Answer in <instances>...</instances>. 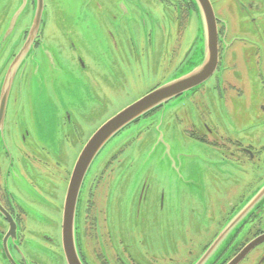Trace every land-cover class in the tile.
<instances>
[{"label": "flooded vegetation", "instance_id": "af4514ba", "mask_svg": "<svg viewBox=\"0 0 264 264\" xmlns=\"http://www.w3.org/2000/svg\"><path fill=\"white\" fill-rule=\"evenodd\" d=\"M242 1L236 3L233 28L215 11L219 61L212 77L182 105L169 109L183 96L174 98L119 132L110 140L120 136L114 154L97 159L99 153L79 187L72 190L81 153L77 159L68 153L83 138L71 139L66 132H82L79 120L88 127L104 99L96 92L102 87L98 80L104 81L102 71L92 62L90 66L81 52L74 57L78 53L75 22L83 24L90 18L80 11L76 20L59 7L53 20L44 10L32 30L33 15L20 33L21 40L17 30V42L0 58V88L15 65L3 129L0 119V264H68L67 209L69 244L82 264H198L242 210L245 216L239 225L204 264H264V0ZM35 2H30L32 13ZM70 2L84 8L86 0ZM96 4L102 9L104 27L109 20L113 25L123 22L130 7L138 17L139 34L147 36L151 47L155 37L158 49L151 63H174L176 74L190 61L198 40L183 56L177 57L174 50L178 37L182 40L178 33L183 25L196 35L198 10L193 0H164L169 29L141 0H128V6L111 0L112 12L104 11V2L96 0ZM31 14L25 18L29 20ZM157 15L164 17L162 11ZM51 24L56 26L54 32ZM104 35L111 46L120 48L111 32ZM62 58L65 63L72 58L66 72ZM65 74L67 85H61L58 79ZM164 108L162 134L155 123ZM186 115L191 116L183 124ZM141 119L146 120L143 129ZM146 126L151 134L163 136L166 156L147 159V154L138 159L140 150L127 153L135 143L142 145ZM156 169L166 173L163 180ZM154 178L157 194L150 185ZM185 192L192 198L190 203Z\"/></svg>", "mask_w": 264, "mask_h": 264}, {"label": "rangeland", "instance_id": "374dc122", "mask_svg": "<svg viewBox=\"0 0 264 264\" xmlns=\"http://www.w3.org/2000/svg\"><path fill=\"white\" fill-rule=\"evenodd\" d=\"M55 1L57 3H55L54 0H44L46 6L45 11L50 13L51 20H53L55 13H58L59 7L62 8L65 12L71 14L76 20L79 17L80 11L87 12V16L90 18L91 23L88 21L83 22V24L75 22L74 25L76 27V34L74 35L73 40L78 46V53L75 54L74 57L79 55L81 52L85 57H88L90 59L89 65L91 66L92 62L93 65L97 66V68L100 69L102 71V74L104 75V81L98 80L102 87L96 90L100 97L101 94L104 95V99H102L98 105V109H100V111L96 112L93 115L88 127L86 126L84 120H79L82 124V132L76 134H71L69 131L66 132L69 133L71 139L75 137L83 138L80 143L73 144L71 150L68 153L71 158L73 157L77 159V157L81 153L84 142L87 139L89 140V134L93 132L95 133L99 129V125L101 127L105 122L119 113L125 107L130 106L137 100L144 97L159 83L160 85H163L171 81V79H173L181 70L188 69L191 65L197 63L195 55L199 46V20L195 36L194 30L191 31V29L189 28L187 31L186 25H183L182 30L178 33L182 36V40H180V38L178 37V48L174 50L177 57L179 56V54L182 56L185 54L186 50L189 49L194 39L198 40V43L192 57L190 58V61L186 65H184L179 72L174 74V63H170L169 65L166 61H163L160 65L151 63V61L154 60V54L158 49L157 45H155V37L153 36V45L151 47L147 41V36L139 34L137 24L138 17L132 14L131 9L128 6V0H115L117 3L120 2L128 6L129 14L125 15V19L123 20V22H119L118 24L113 25L111 23V20H109L108 26L105 27L102 24V17L99 15V12L102 11V9L96 4V0H86V2L83 4L84 8H80V3H71L70 0ZM100 1L104 2V11L112 12L111 0ZM135 1L140 2V0ZM211 1L214 3V12L217 11V13H221V16L225 20H227L230 27L233 28V20L237 15L236 3L243 1L210 0V2ZM30 2L31 0H29L28 5L26 6V0H0V37L3 34L8 20L14 15V13L21 12V17L17 24V29L14 35L7 41H3L5 43L3 50L4 52H6L9 46L11 47L12 44L17 42L15 41V34H17V30V40H21V31L26 28L27 24L29 25L31 23V19L33 18L35 11L34 13L31 12ZM141 2L145 3L146 6L156 14L157 19L161 20V23L165 28H170L168 9L166 8V4H164V0H141ZM158 11H162V15L164 16L163 19H161L157 15ZM29 12L30 14H32L30 15L29 20H27L25 17ZM104 17L106 18V14H104ZM139 26H142L141 22L139 23ZM151 28V19L147 17L146 29L147 31H150ZM158 28L159 26L156 27V30H158ZM172 29L173 33L175 34L174 21H172ZM55 30L56 26L54 24H51L50 32H54ZM106 30L111 32L116 37L120 45L119 49L111 46V42L106 35L101 36L102 33H105ZM48 38L50 39V42L55 43V41H52L51 37ZM162 42L165 46V42ZM99 44L103 45V48H100ZM62 54L64 58L67 59L68 53L65 52ZM97 61H100L101 65L98 64ZM62 64L64 65V71L66 72L68 70V65H73L72 58L68 61V63H65L62 58ZM172 74L174 75L170 77ZM67 78V74H65L62 75L61 79L58 80L61 85H67ZM85 84V89L89 90L90 84L88 83V78L85 80ZM193 92L195 91H192L187 95L181 97L179 100L170 103L169 109L171 107L182 105L189 98V96L192 95L191 93ZM165 108L162 109L161 115H157V122L155 123V125L158 124L157 130L160 128L162 134L165 133V126L163 125V113L165 111ZM184 112L185 110L180 114L181 118L183 117ZM168 114L169 110L167 111V115ZM190 116L191 115H186L183 118V124L187 123ZM246 118L248 124L249 113L246 114ZM145 122V119H141V121L139 122L142 123V129L144 128ZM214 122L217 124L216 120H214ZM260 122L261 121H259V124ZM126 131H124L122 135H124ZM155 134V132L151 134V130L148 129V126H146L141 139L142 145L140 142L135 143L127 153L137 154L140 150L138 156L141 157H139L138 159H143V157L147 156V154V159H151V156H166L167 153H163L162 149V143L164 142L163 136H156ZM119 138L120 136L110 141L105 146V148L102 149L97 159H104L105 156L114 154L115 149L120 143L119 141L117 143V140ZM124 155L127 154L125 153ZM155 173L158 174V178L160 180H163L166 176V173L162 170L156 169ZM150 185L153 189V192L156 193L155 187L158 185V180L156 178L152 179L150 181ZM184 197L189 203L192 201V198L189 196L188 192H185ZM165 225L166 223L162 225V228H165Z\"/></svg>", "mask_w": 264, "mask_h": 264}, {"label": "water", "instance_id": "95a60500", "mask_svg": "<svg viewBox=\"0 0 264 264\" xmlns=\"http://www.w3.org/2000/svg\"><path fill=\"white\" fill-rule=\"evenodd\" d=\"M198 10V20L200 34L199 46L196 51L197 63L191 65L188 69L181 70L171 81L154 89L141 99L137 100L130 106L123 109L121 112L113 116L106 123H104L90 138L85 147L83 148L77 164L75 166L71 190L75 186L78 188L83 181L88 169L90 168L93 160L98 156L107 143L115 137L124 128L134 123L136 120L147 115L151 111L165 106L170 100L187 95L191 91L197 90L205 84L214 74L218 61V25L217 17L215 15L213 6L210 0H193ZM29 0H26V6ZM45 10L44 0H36L35 13L32 23V30L37 27V20L40 14ZM21 12L14 13L9 19L2 36L0 37V58L4 50V42L14 35L17 24L19 22ZM30 40V39H29ZM27 41L28 44L30 41ZM26 50L21 51L16 61H20ZM18 61V62H19ZM15 77V65L10 69L7 76H5L0 88V119L2 129L6 116L7 104L11 93L13 81ZM245 216V211L242 210L238 213L233 220L225 227V230L220 234L214 245L208 250L205 256L198 264H204L211 259V256L221 245L230 232L239 225L242 218ZM70 218L69 209L66 211L64 220V246L65 254L68 264H82L79 260L75 250L71 248L70 244ZM239 258L237 259V261ZM235 261V262H237ZM235 264V263H234Z\"/></svg>", "mask_w": 264, "mask_h": 264}]
</instances>
